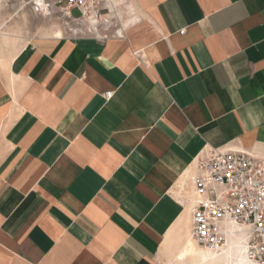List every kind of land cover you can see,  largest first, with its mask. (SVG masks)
Returning a JSON list of instances; mask_svg holds the SVG:
<instances>
[{
    "label": "crops",
    "instance_id": "0c3cea01",
    "mask_svg": "<svg viewBox=\"0 0 264 264\" xmlns=\"http://www.w3.org/2000/svg\"><path fill=\"white\" fill-rule=\"evenodd\" d=\"M102 7L0 45V264H183L197 159L264 157V0Z\"/></svg>",
    "mask_w": 264,
    "mask_h": 264
},
{
    "label": "built area",
    "instance_id": "2783aa9c",
    "mask_svg": "<svg viewBox=\"0 0 264 264\" xmlns=\"http://www.w3.org/2000/svg\"><path fill=\"white\" fill-rule=\"evenodd\" d=\"M44 1L54 12L82 23L93 16L101 18L105 0ZM190 181L197 194L191 218L197 243L221 249L227 242L226 222L233 221L249 231V257L264 264V159L248 150L210 149L197 159Z\"/></svg>",
    "mask_w": 264,
    "mask_h": 264
},
{
    "label": "bare ground",
    "instance_id": "6f19581e",
    "mask_svg": "<svg viewBox=\"0 0 264 264\" xmlns=\"http://www.w3.org/2000/svg\"><path fill=\"white\" fill-rule=\"evenodd\" d=\"M2 1L3 0H0V8L2 5ZM30 4L37 11H42V13L46 15L59 13L57 11L54 12L49 6H47L44 0H28V1L25 0L21 11H24L26 7ZM0 18H1L0 45L2 47H7L9 49H12V51H15L13 50L14 41L12 38L9 37L6 31L8 25L15 17H13V15H9L7 17L1 16ZM100 19L101 18H97L96 16H93L91 18L85 19L83 23L85 24L86 27H88L89 25L92 27L93 31H97L98 28L96 29V27H98L100 23ZM54 34L57 37L62 36L63 30L59 28L56 31H54ZM258 157L264 159V157L261 156ZM195 173L196 171L194 173H191L190 175L192 176ZM196 197L197 194L194 191L192 194V204H194L195 202L194 200ZM226 233H227V242L221 249H217V250L206 248L204 246L199 245L191 234V237L187 240L185 246H183L184 248L180 254L181 259L182 258L185 259L182 263L183 264H255L254 261L248 255V245H247V238L249 236L248 229L243 225H240L233 221H229L226 222Z\"/></svg>",
    "mask_w": 264,
    "mask_h": 264
},
{
    "label": "rangeland",
    "instance_id": "374dc122",
    "mask_svg": "<svg viewBox=\"0 0 264 264\" xmlns=\"http://www.w3.org/2000/svg\"><path fill=\"white\" fill-rule=\"evenodd\" d=\"M24 1L3 0L0 8V17L9 15L15 17L6 30L9 37L14 41V47L19 46L21 42L33 41V38L49 34L53 30L62 29V27L65 34L71 32V28L83 27V23L80 25V23L69 20L63 13L46 15L42 11H37L31 4L24 11H21ZM75 14H78V12L75 11Z\"/></svg>",
    "mask_w": 264,
    "mask_h": 264
}]
</instances>
